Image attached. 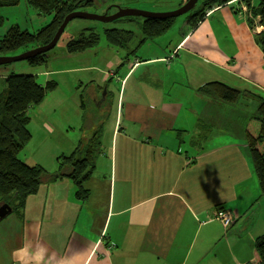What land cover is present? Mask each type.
I'll return each instance as SVG.
<instances>
[{
  "label": "crops",
  "instance_id": "0c3cea01",
  "mask_svg": "<svg viewBox=\"0 0 264 264\" xmlns=\"http://www.w3.org/2000/svg\"><path fill=\"white\" fill-rule=\"evenodd\" d=\"M175 30L133 55L138 44L107 42L69 54L66 39L37 68L0 67V92L14 72L55 82L15 135L23 162L58 175L0 221V264L257 262L264 195L242 132L257 122L253 98L264 101L261 28L232 0ZM214 82L242 92L239 101L203 89ZM93 135L98 153L78 197L61 163ZM217 208L235 213L227 231L208 220Z\"/></svg>",
  "mask_w": 264,
  "mask_h": 264
},
{
  "label": "trees",
  "instance_id": "16d2710c",
  "mask_svg": "<svg viewBox=\"0 0 264 264\" xmlns=\"http://www.w3.org/2000/svg\"><path fill=\"white\" fill-rule=\"evenodd\" d=\"M24 1L38 15L50 16V22L36 31H28L18 25L10 26L0 38V56H14L46 45L53 38L63 19L72 12L85 11L86 8L96 5L108 12L112 8L111 5H106L111 0H97V2L96 0ZM230 1L232 0H204V8L199 6L191 16L197 13L195 14L196 19L201 18L206 10L214 6H224ZM242 1L248 9V19L256 18L258 26L261 27V32L256 36L255 41L264 57V0ZM252 2H255V5L251 6ZM18 4L19 0H0V10L2 8L15 7ZM117 6L120 5H113L116 11ZM173 20L175 21V18L145 20L141 23L140 18H133L132 22L139 29L140 34L138 37L133 32H122L118 28L106 29L103 34L110 45L122 48L125 51L129 50L132 43L138 44L135 50L127 52L129 55H133L134 51L145 42L156 41L165 37L173 28ZM2 21L3 18L0 15V23ZM72 21L69 25H73L74 34L77 35H72L67 41L65 40L66 52L74 54L96 46L100 35L94 31V27L88 28L89 25L87 27L82 25L77 27V24H72ZM51 51L30 58L27 60L28 64L41 65L46 62L47 56ZM3 86V91L0 93V203L8 204L13 211L14 207L21 210L25 205L26 198L35 194L42 183L58 177V175L46 173L40 166H31L20 160L18 155L24 147L25 140L15 135L16 129L28 121V109L40 104L46 93L55 88V82H47L46 85L41 86L31 74L12 73L5 77ZM203 89L208 91L209 94L217 96L221 102L230 105L236 104L242 94V92L218 82L210 83L204 86ZM253 99L257 102L254 119L259 122V129L256 136H252L246 127L243 129L242 134L249 149L253 171L258 178L260 194L264 195V149L261 150L259 148L260 143L264 142V101L259 98ZM85 148L87 149L84 157L78 158L79 149H76L71 156L63 158L61 163L62 168L64 166L70 168V172L67 175L77 186L76 195L78 197L87 195V191L81 185L83 181L90 177L93 169V156L98 153L97 148L94 150L91 146ZM255 250L258 258L257 262H248L246 264H264V234L255 240Z\"/></svg>",
  "mask_w": 264,
  "mask_h": 264
},
{
  "label": "rangeland",
  "instance_id": "374dc122",
  "mask_svg": "<svg viewBox=\"0 0 264 264\" xmlns=\"http://www.w3.org/2000/svg\"><path fill=\"white\" fill-rule=\"evenodd\" d=\"M185 1L186 0H124V1H119L118 2V1H115V0H111L109 2L110 4L107 3L106 5H108V6L111 5V7L113 8V9L111 8L110 11L108 12L109 13L108 15H112L115 12H117L116 9L113 7V5H120L122 8H129V7H137V6H139L138 4H141V5H146V6H152L150 8L152 10H163V9L172 10V9H176L177 7L181 6ZM96 2H97V0H96ZM96 2H95V4H96ZM113 2H118V3H113ZM203 3H204V1L199 5L201 8H204V4ZM25 4L26 3H25L24 0H19V4L17 6L10 7V8H2L0 10V12H1L0 15L3 18V21L0 23V38L4 35V33L7 31V29L10 26L19 25L20 28H22V29H26L28 31H36L37 29L43 27L44 25H46L47 23L50 22V16H39L36 13V11H34L31 7L27 6V4L26 5ZM25 8H27V9H25ZM85 11H89V12H92V13H95V14H99V15H102V14H104L106 12V10L102 9L98 5H96L94 7L86 8ZM191 14L190 15H184V16L179 17V18H175V21L173 20L174 21L173 30L176 29L177 26H179L185 20V18H187L188 16H191ZM195 14H197V13H194V15L191 16L190 18H192V17L196 18ZM133 18L134 17L123 18V19H121L119 21L112 22V23H99V22H95V21L75 20V21H72L73 22L72 24H77V27H79V25H82V26H85V27H87L89 25L88 28H93L94 27V31L101 36V39H100L99 43L96 46H102V44H105V42H107V40H106V38H105V36L103 34L106 29H117L118 28L122 32H125V31L133 32L135 34V36L137 35V37H138L139 34H140L139 33V29H138L137 25L132 22ZM141 23H143L142 20H141ZM183 26H184V24L182 25V27ZM73 29H74L73 25H71V26L69 25L68 26V28L66 30L67 31L66 35L68 37H69V35L70 36L77 35V34H74L75 32H74ZM80 29H78V30H80ZM64 38H65V35L62 37L61 41L58 43V45L53 50H59L60 48H62L64 46V44H65V43L63 44ZM164 39L165 38L162 37L161 39H158L156 41H160V40H164ZM221 41H222V39H221ZM110 46H112V45H110ZM113 47L114 48H118V47H115V46H113ZM228 47H230V46H225V48H228ZM5 66H24V69L27 70V69L37 68V66H39V65H30V64H28L27 61H20V62H16V63H13V64L5 65ZM5 66H3V67H5ZM14 73L19 74V73H23V72H14ZM25 74H29V73H25ZM36 82L38 84H40V85H44L46 83V81L43 80L41 77L37 78ZM61 91L63 92V94L68 93V88L62 85L61 86ZM49 94H51V93L48 92L47 95H49ZM57 94H59V92ZM44 100L45 101H44L43 104L46 105V103H45L46 102V95L44 97ZM232 105H234V104H232ZM246 115L250 119L251 114H249V112H248V114H246ZM255 116H256V111H253V113H252L253 119H254ZM246 128L248 129L249 133L252 136H256L257 132H258V129H259V122L257 121L255 123H252V125L248 124V126ZM93 136L94 137H92V141L90 143H88V147L91 146L93 148V150H94V149L97 148V145H96V139H95L96 135H93ZM262 144H264V142H262L261 146H259V148L261 150L264 149V147H263L264 145H262ZM25 145L26 144H24V147H25ZM24 147H23V149H24ZM42 150H43L42 152H45V150H46L45 147H43ZM93 150H91V151H93ZM85 151H86V149L85 150L79 149L78 150V158L84 157L85 156ZM234 219H235V213H233V216H232V224H233ZM208 220L209 221L216 220L214 218V212H213L212 216ZM226 231H227V229H226Z\"/></svg>",
  "mask_w": 264,
  "mask_h": 264
},
{
  "label": "water",
  "instance_id": "95a60500",
  "mask_svg": "<svg viewBox=\"0 0 264 264\" xmlns=\"http://www.w3.org/2000/svg\"><path fill=\"white\" fill-rule=\"evenodd\" d=\"M204 0H186L181 6L177 7L176 9H163V10H152L150 9L152 6H146L138 4L137 7H129V8H122L117 6V12L112 15H108V11L102 15L95 14L89 11H75L68 14L62 21L61 25L57 29L56 33L54 34L53 38L49 43L44 46H39L33 49H30L26 52H23L18 55L14 56H0V66H5L8 64H13L20 61H27L30 58L45 54L51 50H53L58 43L61 41L62 37L65 35L64 41L68 39L67 33V26L72 20L81 19L87 21H95L99 23H112L119 21L123 18H140L143 21L145 20H165L171 18H179L184 15L191 14L194 10H196L199 5ZM176 30L172 28L170 32L164 37L167 38L171 36ZM70 37V35H69ZM12 209L6 203H0V221L3 220L6 216L11 214Z\"/></svg>",
  "mask_w": 264,
  "mask_h": 264
},
{
  "label": "built area",
  "instance_id": "2783aa9c",
  "mask_svg": "<svg viewBox=\"0 0 264 264\" xmlns=\"http://www.w3.org/2000/svg\"><path fill=\"white\" fill-rule=\"evenodd\" d=\"M233 213L230 209L217 208L214 210V218L220 222L224 229H228L232 224Z\"/></svg>",
  "mask_w": 264,
  "mask_h": 264
},
{
  "label": "bare ground",
  "instance_id": "6f19581e",
  "mask_svg": "<svg viewBox=\"0 0 264 264\" xmlns=\"http://www.w3.org/2000/svg\"><path fill=\"white\" fill-rule=\"evenodd\" d=\"M1 67V66H0ZM261 144V143H260ZM256 175V174H255ZM256 178H257V176H256ZM257 181H258V178H257ZM12 209V208H11Z\"/></svg>",
  "mask_w": 264,
  "mask_h": 264
},
{
  "label": "clouds",
  "instance_id": "9594fccd",
  "mask_svg": "<svg viewBox=\"0 0 264 264\" xmlns=\"http://www.w3.org/2000/svg\"><path fill=\"white\" fill-rule=\"evenodd\" d=\"M190 15V14H189ZM259 28H261L260 26H259Z\"/></svg>",
  "mask_w": 264,
  "mask_h": 264
}]
</instances>
